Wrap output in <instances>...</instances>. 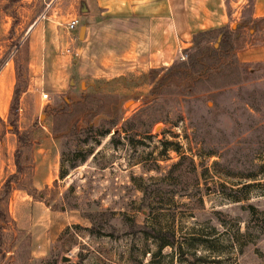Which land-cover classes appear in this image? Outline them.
Instances as JSON below:
<instances>
[{"label":"rangeland","instance_id":"obj_1","mask_svg":"<svg viewBox=\"0 0 264 264\" xmlns=\"http://www.w3.org/2000/svg\"><path fill=\"white\" fill-rule=\"evenodd\" d=\"M229 1L183 59L104 78L82 1L0 0V264H264V17Z\"/></svg>","mask_w":264,"mask_h":264},{"label":"crops","instance_id":"obj_2","mask_svg":"<svg viewBox=\"0 0 264 264\" xmlns=\"http://www.w3.org/2000/svg\"><path fill=\"white\" fill-rule=\"evenodd\" d=\"M78 1L83 2L78 16L80 23L74 30L66 31L71 44L79 43L78 62L84 67H76V71L85 77L95 71L94 63L100 65L98 76L104 78L168 66L189 47L194 34L222 29L234 22L230 18L242 13L239 7L234 9L237 2L226 0H59V3L63 6L67 3L65 12L69 13ZM248 17H264V0H251ZM80 27L82 38L78 36ZM250 52L242 55L241 60H248Z\"/></svg>","mask_w":264,"mask_h":264},{"label":"built area","instance_id":"obj_3","mask_svg":"<svg viewBox=\"0 0 264 264\" xmlns=\"http://www.w3.org/2000/svg\"><path fill=\"white\" fill-rule=\"evenodd\" d=\"M78 24V19L76 17H72L71 19H69L66 24H65V29L67 31H72L76 28ZM74 38V37H73ZM185 55L181 54L180 55V58L183 59ZM47 97V94L46 93H43L42 94V98H46Z\"/></svg>","mask_w":264,"mask_h":264},{"label":"trees","instance_id":"obj_4","mask_svg":"<svg viewBox=\"0 0 264 264\" xmlns=\"http://www.w3.org/2000/svg\"><path fill=\"white\" fill-rule=\"evenodd\" d=\"M260 18H262V17H258V18H250V20H251L252 22H256V21L259 20ZM200 33H201V32H200ZM14 99H15V98H14ZM1 217H2V213L0 212V218H1ZM149 232H150V234H153V235L155 234V233H154V230L151 229V228L149 229ZM153 235H152V236H153Z\"/></svg>","mask_w":264,"mask_h":264},{"label":"water","instance_id":"obj_5","mask_svg":"<svg viewBox=\"0 0 264 264\" xmlns=\"http://www.w3.org/2000/svg\"><path fill=\"white\" fill-rule=\"evenodd\" d=\"M79 35V38H82V35H83V27H80V29H79V33H78Z\"/></svg>","mask_w":264,"mask_h":264}]
</instances>
